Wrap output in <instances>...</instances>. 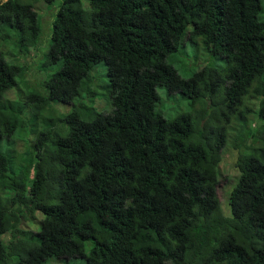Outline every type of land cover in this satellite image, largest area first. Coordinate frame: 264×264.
Instances as JSON below:
<instances>
[{"label": "trees", "instance_id": "trees-1", "mask_svg": "<svg viewBox=\"0 0 264 264\" xmlns=\"http://www.w3.org/2000/svg\"><path fill=\"white\" fill-rule=\"evenodd\" d=\"M52 1L0 0V141L33 138L17 166L0 145V264H264V0H61L58 69L4 98L25 69L5 53L33 56ZM187 41L222 63L182 76ZM100 62L109 112L90 89ZM158 87L190 110L165 117Z\"/></svg>", "mask_w": 264, "mask_h": 264}, {"label": "rangeland", "instance_id": "rangeland-1", "mask_svg": "<svg viewBox=\"0 0 264 264\" xmlns=\"http://www.w3.org/2000/svg\"><path fill=\"white\" fill-rule=\"evenodd\" d=\"M61 0H53L51 4L45 3V10L42 9L39 12V26H40V40L39 42L31 47L30 49L35 53V56L32 60L25 61L24 58L18 59L16 57L18 56H12L11 53L15 54L16 52L14 50H9L10 53H5L6 59L14 64H17L19 66H34L37 71H39V78L37 80H21L20 78H17V85L12 87L11 89L17 90L20 93L24 94L29 91H39L41 89V83L47 79L48 74L53 73L58 69V66L51 65L48 66L46 69V52L49 47V43L51 41V33H52V21L55 16L56 10L58 9V6L60 4ZM53 11L51 20L49 25L47 26L45 24V19L48 20L49 18V12ZM9 38L5 36H0V50H2L4 47L9 48ZM200 42V40H197ZM206 63H222V61L219 59L214 60V56L211 55L208 51H206L203 47V45L195 44L191 41H187L185 46H181L179 51L176 53V61L174 62L175 66L177 67V70L179 73L184 76L188 77L190 74L198 70L200 67L205 65ZM31 67V68H32ZM95 76V79L93 80L92 84L90 85V89L95 91L97 93V96L94 99V106L97 110L101 112H109L111 111L112 107L110 103L107 101V98L105 97L104 90L102 86L106 83L108 80V77L106 75V66L103 62L98 63L93 70L91 71V75ZM30 75V72L27 74ZM159 95L162 98V102L159 105L160 109L162 110V113L167 118H172L173 116L177 115L178 113H181L183 111H189L190 110V104H188V100L183 98V96L175 92L172 95H166L165 91L161 89L160 87L157 88ZM83 100H86L85 95H82ZM67 105V104H66ZM70 108V104H69ZM250 121L257 124V127L254 129H259L261 125V121H259L257 118H255L253 115L250 117ZM18 133L15 132V134ZM23 138V137H22ZM15 154L16 157H14L15 165L23 164L26 159L21 158L24 156V153H28V149L25 147L24 138L23 139H17L15 142ZM2 148L6 151L7 149H12V145L8 143L7 139L2 140ZM225 148V147H224ZM223 148V149H224ZM10 152V151H9ZM11 154V152H10ZM222 155L225 158H229L233 155V151L229 148L222 151ZM221 155V156H222ZM18 159V160H17ZM224 192L219 191V197L221 198V205L224 209H227L226 202L224 200ZM40 213H36V217L40 219L41 217ZM19 226L21 230H36L39 225L34 223L33 219L30 218H23L21 222H19ZM43 264H84L83 258H70L68 261L59 260V259H49Z\"/></svg>", "mask_w": 264, "mask_h": 264}, {"label": "clouds", "instance_id": "clouds-1", "mask_svg": "<svg viewBox=\"0 0 264 264\" xmlns=\"http://www.w3.org/2000/svg\"><path fill=\"white\" fill-rule=\"evenodd\" d=\"M85 0H83V3L85 4ZM32 51V50H31ZM33 52V51H32ZM34 56H35V53L33 52V56H31L30 58H28V59H26L25 60V58H24V60L27 62V61H29V60H32L33 58H34ZM25 67V69H24V71H23V75L22 76H20V77H17V78H20L21 80H33L32 79V77H31V75H27L29 72H30V69L27 67V65H25L24 66ZM16 86V85H15ZM14 87V86H13ZM26 93H28V92H26ZM26 93H24V94H26ZM19 94H21V95H23L22 93H20L19 91H17V90H14V89H9V90H6L5 91V93H4V98L5 97H7V98H9V99H18L21 95H19ZM27 105V104H26ZM27 106H29V105H27ZM250 126L251 127H255L256 126V124L255 123H253V122H250ZM14 135H11V138H10V142L11 143H9V144H11L12 145V149H7V150H9V151H12L13 152V156L14 157H16V154H15V142H16V140L14 139V137H13ZM3 139H7L5 136H3L2 138H1V141H0V145H1V148H2V140ZM20 139H23V138H20ZM32 140H33V138H30V137H28V139H26V138H24V142H25V147L29 150L28 151V153L30 152V149H32ZM3 149V148H2ZM4 150V149H3ZM17 158V157H16ZM18 160V159H17ZM30 173H31V177L33 176V173H34V168L33 167H31V169H30ZM220 191V190H219ZM219 191L217 192V194H218V196H219ZM220 198V197H219ZM220 200H221V198H220ZM35 223V222H34ZM18 228L21 230V228H20V226H18Z\"/></svg>", "mask_w": 264, "mask_h": 264}]
</instances>
